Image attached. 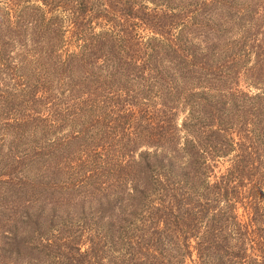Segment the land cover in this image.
I'll list each match as a JSON object with an SVG mask.
<instances>
[{
	"label": "trees",
	"instance_id": "1",
	"mask_svg": "<svg viewBox=\"0 0 264 264\" xmlns=\"http://www.w3.org/2000/svg\"><path fill=\"white\" fill-rule=\"evenodd\" d=\"M263 22L264 0H0V264H264Z\"/></svg>",
	"mask_w": 264,
	"mask_h": 264
},
{
	"label": "rangeland",
	"instance_id": "2",
	"mask_svg": "<svg viewBox=\"0 0 264 264\" xmlns=\"http://www.w3.org/2000/svg\"><path fill=\"white\" fill-rule=\"evenodd\" d=\"M263 21V18H261L260 22L262 23ZM237 23V22H236ZM264 22H263V26H262V32H264ZM227 32H228V36L227 37H223L224 41L227 40V42L229 43H237L239 41H242L241 38H240V33H239V28H238V24H234L232 26H230L228 29H227ZM5 89V87H2L0 85V91ZM44 140H47V139H44ZM35 144H36V148L35 147ZM0 145H1V142H0ZM6 146V144H4ZM38 146H42V142L41 140H39V138H35L34 140L32 139H28L26 140V142L23 144V146H21L23 149H24V152H25V155H27L28 157H26V160H28L29 162L28 163H25L24 164V169L27 170L29 172V175L30 174H35V171L33 170V162L37 161V160H42L43 158H41V155H35L36 153H39L38 151ZM7 151H6V147H2L0 146V155L3 153L5 154ZM18 155H19V151H18ZM17 170H20L21 169V165H16L15 166ZM18 210L22 213H25L26 212V209L25 207H21L19 206L18 207ZM1 222V221H0ZM19 224V225H18ZM17 227L21 230V231H24L25 229V225L22 226V224L20 223H17Z\"/></svg>",
	"mask_w": 264,
	"mask_h": 264
}]
</instances>
